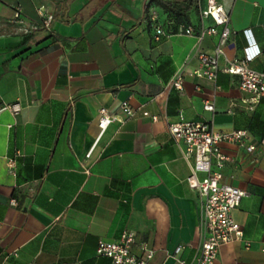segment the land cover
Instances as JSON below:
<instances>
[{"label": "crops", "instance_id": "obj_1", "mask_svg": "<svg viewBox=\"0 0 264 264\" xmlns=\"http://www.w3.org/2000/svg\"><path fill=\"white\" fill-rule=\"evenodd\" d=\"M184 1L0 0V264H111L99 242L125 230L137 236L135 253L141 243L155 250L148 264H178L179 247L180 260H196L201 202L168 132L180 115L244 130L259 148L222 144L223 183L248 195L232 213L243 240L223 246L215 264H264V98L252 105L223 71L249 53L250 68L264 71V0H220L232 33L216 81L194 73L222 27L203 35L215 26L202 17L207 0H193L186 17L164 8ZM153 24L166 33L160 42ZM179 73L182 90L172 85ZM124 101L133 116L100 137L99 110L121 115ZM15 104L18 112L5 109Z\"/></svg>", "mask_w": 264, "mask_h": 264}, {"label": "built area", "instance_id": "obj_2", "mask_svg": "<svg viewBox=\"0 0 264 264\" xmlns=\"http://www.w3.org/2000/svg\"><path fill=\"white\" fill-rule=\"evenodd\" d=\"M203 19L210 18L215 26L208 28L203 35H217L218 27H222L220 42L212 55L200 53L198 56L199 69L194 76L216 81L219 67V58L224 54L226 42L231 36L230 14L225 10L220 0H207L206 7L202 10ZM14 18L22 23L21 10L15 11ZM53 17L47 15L44 20V28L50 30ZM154 40L160 42L166 35L164 29L152 25ZM186 34H192L188 28ZM249 50V49H247ZM256 54H247L245 60H229L224 72L240 78V89L249 96V103L257 105L264 98V71H255L249 63ZM183 74L179 73L173 80V86L182 90ZM5 109L18 112L20 106L15 104ZM204 110L215 112L213 102H205ZM133 116V110L127 101L121 104V115L110 112L106 108L99 110L100 137L114 122H123ZM157 121V118H153ZM168 132L173 142L182 148L184 159L190 164L191 172L186 179L188 186L194 190L200 199L203 223V241L196 260L188 263L179 259L182 248L175 250L174 257L178 264H215L219 250L234 241H242L244 232L242 226L232 216L234 210L239 208L241 201L248 195L245 190L223 183V168L230 158L223 152L222 144L228 143L244 147L249 153L259 152L246 131L237 130L229 133L215 131L212 126L204 122L187 121L183 115L179 120L168 122ZM88 172V171H87ZM137 236L131 230H125L118 242H106L101 240L97 248V254L106 257L111 264H148L154 257L155 250L146 243L140 244V254L135 253ZM250 247V243H246Z\"/></svg>", "mask_w": 264, "mask_h": 264}, {"label": "trees", "instance_id": "obj_3", "mask_svg": "<svg viewBox=\"0 0 264 264\" xmlns=\"http://www.w3.org/2000/svg\"><path fill=\"white\" fill-rule=\"evenodd\" d=\"M193 3H194L193 0H188L184 2L167 3V4H164V8L172 12L174 15L186 17L187 12L191 10L193 7H196L195 4Z\"/></svg>", "mask_w": 264, "mask_h": 264}]
</instances>
